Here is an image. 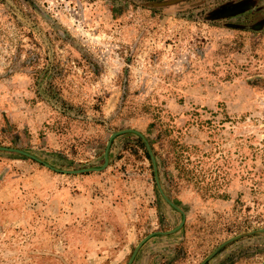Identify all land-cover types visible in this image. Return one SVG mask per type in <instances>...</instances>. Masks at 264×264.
Instances as JSON below:
<instances>
[{
    "label": "rangeland",
    "instance_id": "374dc122",
    "mask_svg": "<svg viewBox=\"0 0 264 264\" xmlns=\"http://www.w3.org/2000/svg\"><path fill=\"white\" fill-rule=\"evenodd\" d=\"M160 1L0 0V146L140 134L0 150V264H264V0Z\"/></svg>",
    "mask_w": 264,
    "mask_h": 264
},
{
    "label": "water",
    "instance_id": "95a60500",
    "mask_svg": "<svg viewBox=\"0 0 264 264\" xmlns=\"http://www.w3.org/2000/svg\"><path fill=\"white\" fill-rule=\"evenodd\" d=\"M125 131H134L136 133H138L136 130H133V129H122V130H118V131H114L110 134L108 140H107V143H106V146H105V149H104V152H103V163L101 166L99 167H84V168H79V169H61V168H57V167H54L53 165L43 161L41 158L33 155L32 153H29L28 151H25L23 149H18V148H13V147H5V146H0V150H10V151H16V152H19L23 155H26L36 161H38L39 163H42L43 165H45L46 167L52 169V170H55L57 172H61V173H82V172H87V171H100L102 169H104L106 166H107V163H108V149H109V145L111 143V140L112 138L119 134V133H122V132H125ZM139 134V133H138ZM140 135V134H139ZM145 145L148 149V152L150 154V157H151V160L153 162V167H154V171H155V179H156V182H157V185L159 186V183H158V179H157V176H156V167H155V163H154V159H153V154L150 150V147L148 146V144L145 142ZM160 189V192L161 194L163 195V197L165 198V200L170 203L172 206H174L175 208H177L181 213H182V220L181 222L179 223V225L175 228H173L172 230H169V231H155L153 233H149L148 235H146L137 245V247L135 248V250L133 251L130 259H129V262L132 260L137 248L141 245V243L147 239L148 237H150L152 234L154 233H167V232H171V231H174L175 229H177L178 227L181 226V224L184 222V214H183V211L181 209H179V207H177L174 203H172L169 198L163 193V191L161 190V188L159 187ZM260 230H263V229H260ZM229 240L223 242L219 247H221L222 245H224L226 242H228ZM218 247V248H219ZM217 251V249H215L210 255H208L205 260H203L201 263L199 264H204V262L206 260H208L215 252Z\"/></svg>",
    "mask_w": 264,
    "mask_h": 264
},
{
    "label": "flooded vegetation",
    "instance_id": "af4514ba",
    "mask_svg": "<svg viewBox=\"0 0 264 264\" xmlns=\"http://www.w3.org/2000/svg\"><path fill=\"white\" fill-rule=\"evenodd\" d=\"M179 1H183V0H164V1L156 2V3L165 5L167 3H176V2H179Z\"/></svg>",
    "mask_w": 264,
    "mask_h": 264
}]
</instances>
